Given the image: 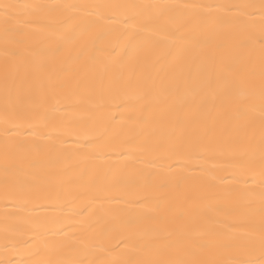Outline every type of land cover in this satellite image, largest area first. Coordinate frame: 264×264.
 <instances>
[{
	"label": "snow or ice",
	"instance_id": "1",
	"mask_svg": "<svg viewBox=\"0 0 264 264\" xmlns=\"http://www.w3.org/2000/svg\"><path fill=\"white\" fill-rule=\"evenodd\" d=\"M0 189V264H264V0H0Z\"/></svg>",
	"mask_w": 264,
	"mask_h": 264
},
{
	"label": "bare ground",
	"instance_id": "2",
	"mask_svg": "<svg viewBox=\"0 0 264 264\" xmlns=\"http://www.w3.org/2000/svg\"><path fill=\"white\" fill-rule=\"evenodd\" d=\"M219 2H232V3H239L243 2V0H219ZM163 71V70H161ZM75 138H70L65 141L66 146H71L74 142ZM207 167H214L215 168V176L217 179L223 178L222 179V184L224 186L230 185L233 182L232 175H231V170L229 168V160L226 157H217V158H212L208 159L206 162ZM5 205L3 204L2 201V189H0V220H2L3 217V209ZM39 211V209H37Z\"/></svg>",
	"mask_w": 264,
	"mask_h": 264
}]
</instances>
